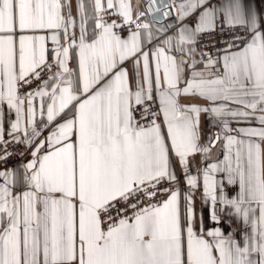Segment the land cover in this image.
Segmentation results:
<instances>
[{
    "label": "snow or ice",
    "instance_id": "6c2138e0",
    "mask_svg": "<svg viewBox=\"0 0 264 264\" xmlns=\"http://www.w3.org/2000/svg\"><path fill=\"white\" fill-rule=\"evenodd\" d=\"M0 264H264V12L0 0Z\"/></svg>",
    "mask_w": 264,
    "mask_h": 264
},
{
    "label": "crops",
    "instance_id": "0c3cea01",
    "mask_svg": "<svg viewBox=\"0 0 264 264\" xmlns=\"http://www.w3.org/2000/svg\"><path fill=\"white\" fill-rule=\"evenodd\" d=\"M249 3L254 6L258 11L264 12V0H249ZM202 129L205 132L209 131V127L207 125V121L205 118H202ZM229 192L232 191V187L229 186L227 189ZM195 209L197 213L203 212L205 216H207L209 212V207L206 205H203L201 199H200V193H197L196 200H195ZM221 216H225V213H221ZM227 228L225 227V231L227 232Z\"/></svg>",
    "mask_w": 264,
    "mask_h": 264
},
{
    "label": "built area",
    "instance_id": "2783aa9c",
    "mask_svg": "<svg viewBox=\"0 0 264 264\" xmlns=\"http://www.w3.org/2000/svg\"><path fill=\"white\" fill-rule=\"evenodd\" d=\"M216 39H219V37H216ZM206 42H207V39L205 41H203L202 44L206 43ZM217 46H219V45H217ZM207 50L208 51H213V52L215 51V49H207ZM10 163H11V161H10Z\"/></svg>",
    "mask_w": 264,
    "mask_h": 264
}]
</instances>
